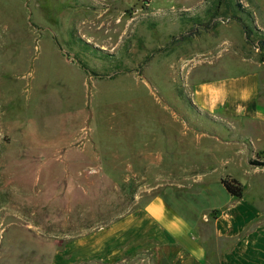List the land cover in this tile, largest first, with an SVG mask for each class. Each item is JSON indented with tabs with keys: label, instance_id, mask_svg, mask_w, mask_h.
Masks as SVG:
<instances>
[{
	"label": "rangeland",
	"instance_id": "1",
	"mask_svg": "<svg viewBox=\"0 0 264 264\" xmlns=\"http://www.w3.org/2000/svg\"><path fill=\"white\" fill-rule=\"evenodd\" d=\"M239 1L264 32V0ZM230 9L0 0V264H103L101 227L156 195L210 235L208 211L236 202L225 176L264 218V122L192 103L256 69L264 108V49Z\"/></svg>",
	"mask_w": 264,
	"mask_h": 264
},
{
	"label": "crops",
	"instance_id": "2",
	"mask_svg": "<svg viewBox=\"0 0 264 264\" xmlns=\"http://www.w3.org/2000/svg\"><path fill=\"white\" fill-rule=\"evenodd\" d=\"M259 100L256 69L192 87L197 109L222 112L233 119L264 122ZM242 197H233L236 202L223 210L208 211L218 210L210 220L211 234L205 235L194 233L198 224L205 225V217L197 218L194 226L156 195L142 210L101 227L103 264H264V218Z\"/></svg>",
	"mask_w": 264,
	"mask_h": 264
},
{
	"label": "trees",
	"instance_id": "3",
	"mask_svg": "<svg viewBox=\"0 0 264 264\" xmlns=\"http://www.w3.org/2000/svg\"><path fill=\"white\" fill-rule=\"evenodd\" d=\"M230 5V15L229 17L237 18L242 21V26L244 32L248 35L249 32L252 33L256 31L258 35V46L261 49H264V32L256 29L254 25V20L252 16L243 8L239 0H226ZM238 13H241L243 16H239ZM245 19V20H244ZM220 183L223 185L225 190L233 197L241 198L243 196V186L242 184L233 177L225 176L220 179ZM212 212H218L217 209H213Z\"/></svg>",
	"mask_w": 264,
	"mask_h": 264
}]
</instances>
